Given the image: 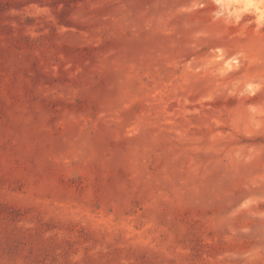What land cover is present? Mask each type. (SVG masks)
Returning <instances> with one entry per match:
<instances>
[{
  "label": "rangeland",
  "instance_id": "1",
  "mask_svg": "<svg viewBox=\"0 0 264 264\" xmlns=\"http://www.w3.org/2000/svg\"><path fill=\"white\" fill-rule=\"evenodd\" d=\"M0 264H264V0H0Z\"/></svg>",
  "mask_w": 264,
  "mask_h": 264
}]
</instances>
